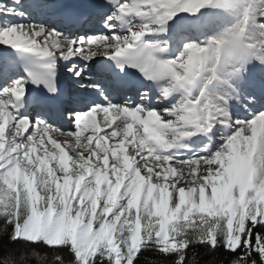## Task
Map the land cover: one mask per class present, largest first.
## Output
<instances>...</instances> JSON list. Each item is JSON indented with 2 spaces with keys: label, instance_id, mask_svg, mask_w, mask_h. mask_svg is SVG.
Here are the masks:
<instances>
[{
  "label": "snow or ice",
  "instance_id": "obj_1",
  "mask_svg": "<svg viewBox=\"0 0 264 264\" xmlns=\"http://www.w3.org/2000/svg\"><path fill=\"white\" fill-rule=\"evenodd\" d=\"M0 46V264H264V0H0Z\"/></svg>",
  "mask_w": 264,
  "mask_h": 264
},
{
  "label": "trees",
  "instance_id": "obj_2",
  "mask_svg": "<svg viewBox=\"0 0 264 264\" xmlns=\"http://www.w3.org/2000/svg\"><path fill=\"white\" fill-rule=\"evenodd\" d=\"M0 225H2V221H0ZM4 244L5 248L3 251H0V259L3 258L4 253L8 251V249H18L19 245H10L7 244V237H4ZM200 256L197 257L199 264H228V259L224 252H217L215 256L211 255H204L205 250L199 249ZM189 255L191 256L192 253L190 252ZM15 264H35L34 260L31 259H24L21 260L19 256V252L15 253L14 255ZM140 264H162L161 258L154 254V253H145L144 256L141 257Z\"/></svg>",
  "mask_w": 264,
  "mask_h": 264
},
{
  "label": "bare ground",
  "instance_id": "obj_3",
  "mask_svg": "<svg viewBox=\"0 0 264 264\" xmlns=\"http://www.w3.org/2000/svg\"><path fill=\"white\" fill-rule=\"evenodd\" d=\"M71 0H51L52 3H57V4H62V3H65V2H70ZM83 1V0H82ZM4 46H0V49H2ZM94 70H93V67L91 66V70L90 71H86V75L90 74V73H93ZM70 80V76L69 74L66 73V71L64 70H61V73H60V76L58 78V85H61V87H67L68 88V92L70 94H74L75 92L77 91H80L79 89V85H70L68 82ZM91 91V89H90ZM65 129H67V125H64Z\"/></svg>",
  "mask_w": 264,
  "mask_h": 264
}]
</instances>
